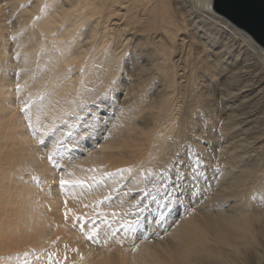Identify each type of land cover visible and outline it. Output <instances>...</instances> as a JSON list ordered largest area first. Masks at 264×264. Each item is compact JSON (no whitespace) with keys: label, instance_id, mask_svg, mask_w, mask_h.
Wrapping results in <instances>:
<instances>
[{"label":"bare ground","instance_id":"6f19581e","mask_svg":"<svg viewBox=\"0 0 264 264\" xmlns=\"http://www.w3.org/2000/svg\"><path fill=\"white\" fill-rule=\"evenodd\" d=\"M9 1L13 0H0L2 59L11 54L5 49L10 40L9 34L15 28L6 18ZM54 1L49 0L47 9L42 10L36 19V23L42 27V38L39 40L38 52L35 51L33 56L35 59L41 56L45 65L34 74L29 86L30 91L42 92L43 101L51 103L45 109L54 112L57 108V116H60V112L75 110L73 97L76 96L73 88H77L76 94L79 98L84 90L89 93V90L98 88L101 84H97V80L115 79V67L120 65L119 80L124 86V94L120 96L118 108L130 111L132 105L142 103L141 108L150 111L145 118L133 125L146 134L145 139H130L119 144L123 146L108 149V152L104 150L109 148L105 146L108 143L106 136L102 135L96 143L87 145L86 156L107 159L106 168L91 165L90 168L81 170L87 158L84 159L80 154L74 162L81 160L75 166L80 168L78 171H81V175L88 172L87 176L95 177L107 169L115 170L114 174L118 176L126 172L130 168L129 165L145 160L146 163L154 164L148 174L155 173L159 177L165 165L173 158V154L178 149L184 151V145L188 142L187 128L191 125L198 134L202 133V138L210 145L207 149L198 146L200 151L209 157L211 162L218 164L222 173L218 179H212L210 171L209 183L203 189L215 190V193H211L215 194L218 202L225 203L224 200L235 198L243 207L234 205L235 207L231 208L230 205L224 211L225 208L223 210L219 203L217 206L220 208L216 216L203 211V208H196L210 199H199L203 202L199 204L193 202L188 215L181 212L175 218L177 228L190 227V231L192 228L195 234L191 231L188 237L186 232V238L182 236L181 231H178L181 236H176L172 232L162 230L158 235L151 236L149 243L159 247L155 251L158 263L154 264H262V261H259L261 257L255 255H262L264 252V242L261 241L264 237V47L246 31L218 14L213 8V0H195L193 5L187 4L189 0H172V3L170 0H122V3L118 0H67V3L63 6V2L61 6L63 18L66 17L65 13L70 15L79 8L80 12L85 13L83 18L96 14L100 17L96 19L99 23L97 34L84 38L80 50H76L75 41L81 38H76L73 28H78V22L74 19L71 21L68 16L71 23H67L66 30H72L65 32L64 28H61L62 31L55 29L51 24L52 20L47 18L49 9L52 6L56 9L57 1ZM30 9L35 11V6ZM10 77L12 78L0 66V97L5 99H9V92L5 93L3 81ZM36 101L39 102L37 99ZM2 104L0 101V105ZM6 107H1L0 110V264H15L20 258H33L31 254L36 249H43V258H47L49 264H149V261H143V257L138 259L128 256L127 252L131 249L126 252L122 245L121 248L114 246L112 249H105L107 244L83 247L85 243L77 239L78 237L76 239L82 245L74 237H63L67 223L64 219L65 211L69 213L68 220L72 221L73 214L83 217L87 213L75 212L78 202L70 200V197H76H64L57 182L60 176L50 175L44 165L42 170L39 168L43 160L35 163V156L31 154L32 161L28 160V163L23 159V155L15 154L14 145L6 143L7 140L19 136L16 132H21L20 128L19 132L16 127L19 125L17 115L7 111L6 113ZM166 133L168 136L164 139L163 135ZM223 150L229 151L226 157L219 154ZM124 166L126 168H123ZM138 174L139 171L134 173L135 176ZM225 176H229L227 184L224 182ZM223 177V185H226H222L224 189L220 190V178ZM87 180L89 181L80 182L79 186H75L74 191L97 189L100 185L92 183L96 182V177H87ZM32 182L39 184L41 188H33ZM206 193L210 194L208 191ZM240 203L237 202L236 205ZM97 204L94 209H91L90 205L89 212L96 214L102 211L107 216L115 217V212L103 210L104 201ZM129 206L133 209L130 210L127 205L128 209L124 208V211L118 212L123 220L126 216L130 218L131 211H137L136 207ZM81 221L82 218L79 222ZM68 222L67 225L71 226V222ZM186 227H183V232ZM170 228L168 229L172 230ZM18 241H32L34 247L28 248L21 244L11 248L12 244ZM16 250L18 252H15ZM54 252L56 255H53ZM239 255L243 257L242 260H239Z\"/></svg>","mask_w":264,"mask_h":264},{"label":"rangeland","instance_id":"374dc122","mask_svg":"<svg viewBox=\"0 0 264 264\" xmlns=\"http://www.w3.org/2000/svg\"><path fill=\"white\" fill-rule=\"evenodd\" d=\"M58 1L60 3H58ZM118 1L120 3L123 2L122 0H118ZM118 1H117V4H118ZM54 2H56V4H55L56 5V9L59 6L58 7L59 10L58 9L56 10L55 7L52 6V8L49 9L50 10L49 11L50 13H47V18L48 19L50 18L52 20V23L51 24H52V26L55 29L62 31V29L64 28L63 31H65V32L67 31L66 30L67 23L69 25L71 23V21H74V20L77 21L78 22L77 27L79 29L82 28V30H80L82 32H80L78 28H73V31L74 30L76 31V38L77 37L81 38V39H78L77 38L78 41L77 42L75 41V43L77 45L76 46V50H78V49L80 50V47L84 43L83 42L84 41V38L86 39L89 36L90 37H94L97 34V32L99 30V23H98V21H96V19H98V18L100 19L99 15L96 14V15H93V17H90V18H88V17L83 18V14H85V13L80 12L81 9L79 8L78 11H75V12H73L70 15H68L69 13L68 14L65 13V16L66 17L63 18L64 13L61 12V6H62L63 2H64V4H63V6H64L65 3H67V0H64V1L63 0H61V1L60 0H55ZM170 2L172 3V0H170ZM190 3L192 5L195 4V0H189V2L187 4H190ZM8 4H9L7 6V12H8V14L6 13V18H7V21L9 20L8 21L9 24L10 25L11 24L14 25L15 28L12 29L11 32H10V34H9L10 35L9 36V39L11 40V42H10V40H8V42H7L8 43V47L7 48L5 47L6 48L5 50L9 51L8 53H11V54L5 55L3 57V59L0 58V61H1L0 62V66H1V69H3L4 71L7 72V74H9L10 76H12V78L10 77L8 80L3 81V83H4L3 84L4 85L3 87L5 88V93H6V91L9 92V96L8 97L6 96V94H8V93H6L4 95L7 98H9V99L12 98L11 99L12 101L11 100L9 101V99H5V97L1 96L0 97V101L3 104L0 105V110H1V107L3 108L4 106L5 107L7 106L5 112L6 111L8 113H11L12 112L11 114H16L17 115V117H18V121L17 122H18L19 125L20 124L21 125H20V127H19V125L16 126V127L18 128L17 131L20 132V130H21V132L20 133L16 132L17 135H19V136H17L14 139L7 140L6 143L9 144V145H14L15 146V151H16L15 154H18V156H22L23 155V159L26 160L28 163H29L28 160L32 161L31 154L33 155V157L35 156V158H34L35 159V163H38L41 160H43L42 161V165L40 164L41 167H39V168L41 169L42 166L44 165L43 167L48 170V172H49L50 175L54 174L55 176H60L59 177V180L61 178H63V179L68 180L70 182H77L79 180L78 182L85 181L83 183H86L87 181L90 180V179L87 180V177H89V178H91V177L92 178H95L96 177V182L97 183L96 182H92V183H94L95 185H99L98 183H99L100 179L102 178L101 180L103 181V184L101 186V183H100V185H99V187L97 189L96 188H90V189H84L82 192L75 191L76 194L74 195V197H76V198H71L70 196H72V195H69L70 200H72L74 202H78L77 203V206H76V211L75 212L83 211V212H85L87 214L83 215L81 222L78 221L79 223H81V225L75 219L73 221L72 220H67V223H65V226H64L65 228L63 230L64 231V234H65L63 236L64 238H73L74 237L76 239L78 237L77 239H80L83 244L85 243V245L83 247H86V245L92 246L93 243H91L90 241H88L87 238L85 237V235L78 228L71 227L73 225V223H75V224L78 223L81 227L84 228V230L86 232L87 231L88 232H91V228L92 229L95 228V229H97V231L101 235V237H103V235H104L105 232H109V231H113L114 230L115 233H116V235L115 236H110L108 238L107 245H105L107 247L105 249H112V247H114V246H117V247H120L121 248V245H122V246H124L123 249L126 250V252L131 249L130 251L127 252L128 253V256H130L132 258H135L136 257L138 259H140L141 257H143L142 258V259H144L143 261L146 262V260H147V261H149V264L158 263L157 259L155 258L156 257L155 256V251L159 247L156 246V245L154 246L152 243H149L150 242V239H151V236L153 237L155 235H158L165 228L167 229V231H169L170 233L171 232L174 233V235H176V236H181V234H182V236H185L186 238H187V236L189 237V233L191 231H192L193 234H195V232H194V230L192 228H191V231H190V227L187 228L186 226H182V229H180L181 226L177 228L176 227L177 226V223H176L177 221H176V218H175L176 216H174L173 219L171 221H169L168 225L166 224L164 226L165 228H161L160 226L157 225V226H154L153 227V230L152 229H149V230L147 229V230H145L144 233H139L138 232L134 237H128V239L125 238V240H124L123 231H122L124 220L121 218V215L118 212L124 211L125 210L124 208H127V205H128V208L130 209V206L129 205H131V207H133V204L137 200L142 203L143 200H145L147 198V197H144L142 195V193L137 190V188L138 187L139 188L145 187V182H142V177H144L145 175L151 177V175L148 174V173H149V170L152 168V165H154V164L152 162L151 163L150 162H147L146 163L145 160H140L139 163H137V164L129 165L130 168H128V170L130 169L131 170L130 172L129 171H126V172L120 173L118 176H116V174H114L115 170L114 171H108L107 169H105V170L101 171L97 176L94 177V175L93 176L92 175L91 176H87V173L88 172L86 173V175H81V171H78V169H80V168L75 167V166H77L79 164V162L81 160L79 159L77 162H74L75 159H78L77 156L81 154V156H83L84 159L87 158L86 159L87 160L86 163H84L81 166V170H84L86 168H90L91 165H94V166L99 165L101 168H103V167L106 168L105 162H106L107 159H103L102 157H97L96 158L95 156H93V157H87L86 154H85V152L87 153V151H85L87 149V146L84 149L75 148L74 145H73V143H72V138H73V135H75L76 132H77L78 122L75 119L76 114H79L82 118H86V115L87 114L83 111V109L86 106H91L92 101L94 99L99 98L101 96V94H103L108 88L111 87L110 81L115 80V81L118 82V84H119V91L117 93L118 96H122L124 94L123 93L124 86H122L123 84L119 80L120 75H121L120 65H117L115 67L114 75H116V76L113 75V77H115V79H111V80H108V81H100V80H97L96 81L97 84H101L100 85L101 88H100V86L98 88H96V89L93 88V89L89 90V93H86L87 91L84 90L83 93L81 92V95L82 96H80L79 98H78V96L76 94L77 88H73L74 94L76 96V97H73V101H75L76 109L73 110V111H71V112H68V111H66V112L65 111L60 112V116H57V114H58L57 108L55 109L54 112H51L52 111L51 109H49V110L48 109H45V107H49L51 105V103H46L45 101H43L44 99L42 98V92H40V93H34L33 91H30V87H29V86H31V80L34 77V74H36L37 72H39L42 69V67L45 65V63L43 65V62L45 60L42 61L41 56H38V58L35 59V57L33 55H34L35 51H36V53L38 52L37 47L39 45L40 38H42V27H40L36 23V19L40 16V12H43V11H45V9H47L46 7H48V5H49V0L48 1L47 0H25V1L24 0H13L12 2L9 1ZM13 6L15 8H13ZM34 6H35V11H31L30 8H33ZM51 13H54V14H51ZM8 15H10V16H8ZM68 16L71 18V21L69 19L70 22L68 21ZM72 19H74V20H72ZM82 19H89L91 21H89V20L83 21ZM59 21H61V22H59ZM84 22H85V24H84ZM60 23H62V24L61 25H58ZM64 23H65V25H63ZM35 25H37V26L34 27ZM62 25H63V27H62ZM21 27H22V29H21ZM70 31H67V32H70ZM83 33H85V34H83ZM11 51H13V52H11ZM10 57H12L13 59H11ZM6 58H7V60H6ZM13 60H15V61H13ZM2 61L5 62L4 64H6V65H4ZM25 63H27V64H25ZM30 70H31L32 73L30 72ZM11 71H13V72H11ZM81 80H83V79H81ZM96 82H94V83H96ZM17 84L20 85V90L17 89ZM102 87H104V88H102ZM86 89H88L87 86H86ZM92 97H93V100H92ZM40 98H42V99H40ZM44 98H46V97H44ZM36 99L39 100V102L41 100V102L39 103L38 101H36ZM68 99H71V98H68ZM6 100H8V101H6ZM11 102L14 104V106H13V104ZM25 102H27V106L29 108V115L31 116V119H32L31 123L33 125V128L35 129V135L32 134L33 133V128H29L28 127V121L24 118L23 113L21 111V109L25 106ZM42 102H44V103H42ZM6 103H8L9 106H12V108H8L9 106ZM35 106H38V108L35 107ZM141 107H143V104L142 103H140V104L137 103V104H134V105H132L130 107V111L120 109L121 111H117L115 113L116 119H114V120L111 121V124L108 125V130L105 131L102 134L103 136H106L107 137L106 141L108 143L105 146H107L109 148H105L104 149V150H106V152L110 151L108 149L113 148L115 146H117V147L118 146H123V145H119V144H123V143L129 141L130 139H135L136 138V139L141 140V139H145L146 138V134L140 128H138L137 126H135V127L133 126L135 123H137V122L141 121L143 118H145L148 113H150V111H148L147 109H143ZM39 108H40V110L41 109L42 110L40 111ZM106 111H111V109H106ZM121 112L123 114H121ZM62 114H64V115L62 116ZM71 114H72V116H71ZM43 116H44V118H43ZM19 117H21V118H19ZM38 118H39V120H38ZM53 120H55V121H53ZM20 121H21V123H20ZM37 121H38V123H37ZM43 121L46 122L47 124L44 123ZM42 124H43V126H42ZM22 126H23V129H24L23 131H22ZM121 126H123V128ZM19 128H20V130H19ZM25 132H28V133H25ZM56 132H57V134H56ZM58 135H59V137H58ZM102 135H97L94 139H92V140H90L88 142V145L89 144L96 143ZM44 136H47V137H44ZM167 136H168V133H166L165 135H163L164 139H166ZM65 137H66V139H65ZM41 139L44 140L45 144L47 145V148H45L44 145H42V144L39 143V141ZM56 140H62L66 145H68V149H69V152L65 155V157L63 159H61L60 157H57V159H60V162L63 164V165L61 164V167L63 166L62 167V169H63L62 171H58L57 169H55L53 167L52 163L47 159V156H48L47 154H49V155L50 154H54L53 153L54 152V150H53L54 148L52 146H53V144H55ZM32 141H33V143H32ZM50 141H52V142H50ZM33 145L36 148H34ZM34 150H35V152H34ZM37 150H39V151H37ZM45 150H47V151H45ZM111 150L114 151L113 149H111ZM116 151L119 152V153H121L120 150H116ZM36 152H38V153H36ZM73 152L75 153L74 156L71 155ZM228 152H229L228 150H223L219 154H220L221 157H226ZM84 154H85V156H84ZM39 155H41V156H39ZM28 156H29V158L30 157L31 158L29 159ZM69 156H71V159H69ZM44 157H45V160H44ZM38 160H40V161H38ZM34 164H32V166H34ZM107 167H108V164H107ZM123 168H126V166H124ZM136 171H139L138 176H135L134 175V173ZM83 174H85V173H83ZM27 175L28 174H26V177H27ZM103 176H104V178H103ZM109 177H111V178H109ZM225 177H226V179L227 178L229 179V176H225ZM223 179H224V177L223 178H220L221 181L219 180L220 182H222L221 184H219L220 182H218V184L220 186L223 185ZM226 179H224V182L227 184L228 183V179L227 180ZM110 181H112L113 183L110 182ZM57 182H59V181H57ZM125 182H127V184ZM225 185H223V186H225ZM223 186L221 187L222 189L220 188V190H223L224 189ZM32 187L33 188H36V189L41 188L40 185L37 184V183H35V182H32ZM94 189H95V191H93ZM205 190L206 189H202V194H205L207 197L201 194L200 196H202V197L199 196L198 199H196L194 202H195V204L203 203L202 201H206V199L208 198L210 200H207V201H209L210 203H208L206 201L205 203H203L202 205H200L201 207H199V205H198L196 207L197 209H202L203 208L202 209L203 211L205 210V211H207L209 213H212V215H216L217 216L216 212H217L218 208H220V207L222 209L225 208V210L223 209L224 211H226L228 209L227 207L230 206V205H231L230 206L231 208H234L235 206L236 207H239L241 205H242L241 207H243V204H241L240 201L237 200V199H235V198H228L229 201L226 199V200H224L225 203L223 201L222 202H218L217 199L214 196L215 195L214 193L216 192L215 190H214L215 192L212 191V190H207L210 194L206 193L207 191H205ZM90 191L93 192L94 194L92 193L93 194L92 195L90 193ZM97 191L100 192V194H98ZM211 191L214 192V193H211ZM124 192H127L128 193V196L127 197H124L123 196ZM109 195L111 196V199H106V197L109 196ZM121 196H122V198H121ZM212 196H214V199L212 198ZM64 197H66V196H64ZM64 197H62V199ZM64 199H69V198H64ZM121 199L124 200L125 204L124 203H119V201ZM199 199L202 200V201H200ZM230 199H231V201H230ZM233 199H235L237 201L234 200L232 202ZM213 200L217 204H215V202ZM100 201H104V203H105V207H104L103 210H106L107 212H109V211L115 212L114 213L115 214V217L107 216L102 211H98V212H96V214H94V212H89V206L92 205V208L91 209H94L95 206L98 205L97 203L100 202ZM237 202L240 203V205L239 204L236 205ZM219 203H220V205H219ZM85 205H87V207H85ZM116 205H117V207H115ZM211 205L212 206L215 205V206L214 207H210ZM217 205H219L220 207H218ZM119 208H121V209H119ZM136 208H137L136 210L139 211V208L138 207H136ZM209 208H210V210L212 212L209 210ZM132 209L133 208H131L130 210H132ZM70 210L74 211V209H70ZM214 210H216V211H214ZM137 211L134 212V213L131 211L130 218H132V216L136 215L137 214ZM74 215L75 214H73V216H71V217H75ZM68 221H70L72 223V224L71 223L69 224L71 226H68L67 225L69 223ZM94 222H95L96 225L94 224ZM262 223H264V219H263ZM170 226H171V228H170ZM183 227H186L187 228V229L185 228V232H183L184 231L183 230L184 229ZM168 228H170L172 230H169ZM151 230L154 232V235H153V232ZM146 231H148V232L146 233ZM178 231H179V233L181 231V234H179ZM186 232H188V235L187 236L185 235ZM79 235H81V236L79 237ZM191 235L192 234H190V236ZM144 236H147L148 238L147 239H144ZM82 239L84 240V242H83ZM262 239H261V241L264 242V237H262ZM118 240H122L123 242L122 243H118L117 242ZM77 241H79V240H77ZM21 244L26 245L28 248H33L34 247L32 241H26V242L18 241L16 243L12 244L11 248L14 249V248L18 247ZM80 244H81V242H80ZM141 244L142 245L144 244L145 246L144 245L142 246ZM93 245H95V244H93ZM96 245H99V244H96ZM137 245H138V249L135 252H133L132 251L133 246H137ZM262 249H264V248H262ZM152 251L154 252L153 254L151 253ZM15 252H18V250H16ZM147 253H150V254H147ZM53 255H56V253L54 252ZM31 256H33V258H30V257L29 258H20V260H18L15 264H49L48 261H46L47 258H45L46 260H44V258H43V249H36V250H34V252L31 254ZM238 257H239V260H242L243 259V257L241 255H239ZM255 257H259V258L261 257L259 261H262V264H264V252L262 253V255H260V254H258V256L255 255ZM71 263L72 262H69V264H71ZM60 264H65V263L60 262Z\"/></svg>","mask_w":264,"mask_h":264},{"label":"snow or ice","instance_id":"6c2138e0","mask_svg":"<svg viewBox=\"0 0 264 264\" xmlns=\"http://www.w3.org/2000/svg\"><path fill=\"white\" fill-rule=\"evenodd\" d=\"M111 87L108 88L101 96L92 101L91 106H86L83 111L87 114L86 118H82L79 114H76L75 119L78 122L77 132L72 138V143L75 148L84 149L88 142L94 139L97 135H102L108 130V125L111 121L116 119L115 113L121 111L118 108L120 96L117 95L119 91V84L117 81H110ZM17 89H20V85L17 84ZM111 109V111H106ZM24 118L28 121V127L33 128L31 123V116L29 115V108L27 102L21 109ZM121 114H123L121 112ZM188 142L184 145V151L179 149L173 154V158L169 161L168 165H165L164 171L159 177L155 173L151 177L145 175L142 177V182H145V187L137 188L147 199L136 201L133 207H138L139 212L132 216L131 219L124 218L123 222V236L124 238L134 237L138 232L144 233L147 229H153L154 226H160L164 228L166 224L173 219L174 216L180 215L183 212L185 215L189 214V208L192 203L202 194V189L209 183V172L211 171V178L218 179L221 173V169L218 164L211 162L209 157L202 154L198 146L209 148L210 145L205 138H202V133L198 134V131L191 125L187 128ZM33 135H35V129L33 128ZM40 144L47 148L44 140L39 141ZM54 154L47 156V159L52 163L53 167L58 171H62L60 157L63 159L69 152L68 146L62 140H56L53 145ZM72 156L75 155L73 152ZM71 159V156H69ZM127 171H131L130 169ZM103 184V181H99ZM80 182H70L61 178L59 180V189L64 196L75 195L74 188L79 186ZM124 197L128 196V193L123 194ZM106 199H111V196H107ZM119 203H124L121 199ZM67 204V200H65ZM87 207V205H85ZM82 217L75 216L74 219L79 221ZM64 219H69V213L65 211ZM72 227L78 228L93 244H99L104 246L108 242L110 236H115V231L105 232L103 237L98 233L97 229L93 228L91 232H86L83 227L78 223L73 224ZM165 232L167 229H164ZM144 236V239H147ZM118 243H122V240H118ZM138 249V245L134 246L132 251L135 252ZM51 259V257H49ZM66 259V257H65ZM83 259V257H81Z\"/></svg>","mask_w":264,"mask_h":264},{"label":"water","instance_id":"95a60500","mask_svg":"<svg viewBox=\"0 0 264 264\" xmlns=\"http://www.w3.org/2000/svg\"><path fill=\"white\" fill-rule=\"evenodd\" d=\"M213 8L264 47V0H213Z\"/></svg>","mask_w":264,"mask_h":264}]
</instances>
